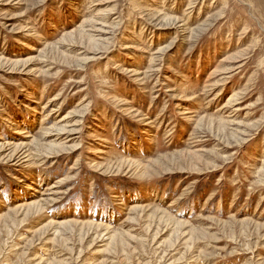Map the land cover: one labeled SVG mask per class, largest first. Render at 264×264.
<instances>
[{
    "label": "rangeland",
    "instance_id": "obj_1",
    "mask_svg": "<svg viewBox=\"0 0 264 264\" xmlns=\"http://www.w3.org/2000/svg\"><path fill=\"white\" fill-rule=\"evenodd\" d=\"M0 264H264V0H0Z\"/></svg>",
    "mask_w": 264,
    "mask_h": 264
},
{
    "label": "bare ground",
    "instance_id": "obj_2",
    "mask_svg": "<svg viewBox=\"0 0 264 264\" xmlns=\"http://www.w3.org/2000/svg\"><path fill=\"white\" fill-rule=\"evenodd\" d=\"M35 202H33V204H34Z\"/></svg>",
    "mask_w": 264,
    "mask_h": 264
}]
</instances>
